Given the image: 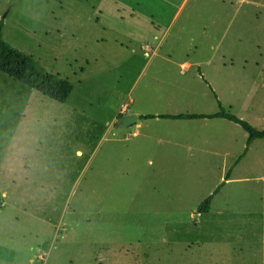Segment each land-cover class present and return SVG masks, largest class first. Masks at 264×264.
<instances>
[{"label": "rangeland", "instance_id": "rangeland-1", "mask_svg": "<svg viewBox=\"0 0 264 264\" xmlns=\"http://www.w3.org/2000/svg\"><path fill=\"white\" fill-rule=\"evenodd\" d=\"M0 21L72 84L61 103L0 72V110L32 145L0 175V264H264V138L224 119H115L219 102L263 130L264 0H0Z\"/></svg>", "mask_w": 264, "mask_h": 264}, {"label": "trees", "instance_id": "trees-1", "mask_svg": "<svg viewBox=\"0 0 264 264\" xmlns=\"http://www.w3.org/2000/svg\"><path fill=\"white\" fill-rule=\"evenodd\" d=\"M2 23L0 21V72L6 74L10 78L20 82L44 96L49 97L58 102H65L71 93L72 84L58 75L46 72L42 66L34 60L30 55L12 47L3 40ZM219 111L212 114H148L142 118H169V119H203V118H222L238 124L248 134L246 144L255 139L264 138V129L259 130L240 118L226 112L222 105L218 102ZM241 158V157H240ZM240 158L238 160H240ZM236 161V163L238 162ZM228 177V175H227ZM219 192L217 187L214 192L205 198L197 207V212H206L210 207V202L214 194Z\"/></svg>", "mask_w": 264, "mask_h": 264}, {"label": "crops", "instance_id": "crops-1", "mask_svg": "<svg viewBox=\"0 0 264 264\" xmlns=\"http://www.w3.org/2000/svg\"><path fill=\"white\" fill-rule=\"evenodd\" d=\"M200 114H205V113H200ZM208 114H210V113H208ZM0 115L4 116L2 118V125L0 126V133L1 132H7V131L11 132L8 135L7 140H5L4 143H3V145L5 147V150H4L5 152H4L3 158L0 159V175H1V173L3 171H6V172L8 171V172L16 174V173H18V165H17L18 164V160H17L16 154L20 151L23 154V157L26 156V152L30 151L31 148H32L31 141L30 140L29 141L26 140L28 138L26 136V134L18 133L17 126H13V125L9 126L7 124V122L5 120L6 113H3V109L0 110ZM124 115H128V114L123 113V109H122V110H120L117 113V116H116L115 119H117V118H119L121 116H124ZM153 115H159V113L153 114ZM21 116H23L25 118L23 110H22V115ZM32 116L33 115L30 114L31 118H32ZM142 116H144V115H142ZM142 116H139V119H147V118H142ZM156 118H158V117H156ZM148 119H150V118H148ZM153 119H155V118H153ZM160 119H169V118H160ZM203 119L214 121V120H219V119H222V118H212V119L203 118ZM203 119H174V120H203ZM140 121H139V123H136V128L140 127V125H141ZM135 132H137V131H135ZM170 143H173L174 145H179V144L184 143V142H170ZM183 147L186 148V149H189L188 145H183ZM24 159H26V158H23L22 160H24ZM26 169H27V167H26V165H24V170H26ZM20 170H22V169L20 168ZM227 179H228V177H226L225 180H227ZM5 197H6V193L2 192L1 193V198H3V200L0 199V201L3 202V206L5 205V202H4V198Z\"/></svg>", "mask_w": 264, "mask_h": 264}, {"label": "water", "instance_id": "water-1", "mask_svg": "<svg viewBox=\"0 0 264 264\" xmlns=\"http://www.w3.org/2000/svg\"><path fill=\"white\" fill-rule=\"evenodd\" d=\"M139 121L140 119L136 114H128L117 118L116 126L124 128L139 123Z\"/></svg>", "mask_w": 264, "mask_h": 264}, {"label": "built area", "instance_id": "built-area-1", "mask_svg": "<svg viewBox=\"0 0 264 264\" xmlns=\"http://www.w3.org/2000/svg\"><path fill=\"white\" fill-rule=\"evenodd\" d=\"M3 206V202L2 201H0V207H2ZM42 258V257H41Z\"/></svg>", "mask_w": 264, "mask_h": 264}]
</instances>
